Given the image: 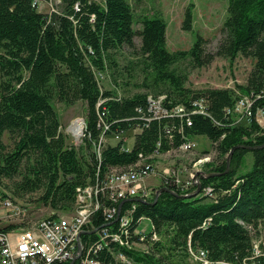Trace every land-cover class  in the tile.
I'll return each mask as SVG.
<instances>
[{
  "label": "trees",
  "instance_id": "obj_1",
  "mask_svg": "<svg viewBox=\"0 0 264 264\" xmlns=\"http://www.w3.org/2000/svg\"><path fill=\"white\" fill-rule=\"evenodd\" d=\"M58 1L61 10L46 14L38 11L34 0H0L2 199L7 197L5 189L16 197L40 193V202L54 212H72L77 188L101 183V173L133 169L140 174L154 166L155 156L180 151L188 140L206 137L222 159L216 166H208L212 168L207 174L218 176L201 179L203 188L212 186L215 199L180 197L194 190L182 192L165 178L166 184L160 188L167 187L176 195L163 192L156 203L154 197L147 203L126 201L122 205L123 209L135 206L128 223L133 242V233L141 222L151 221V232L144 241L149 254L118 249L109 242L97 258L101 264H124L115 258L117 253L131 264H182V260L174 259L175 255L181 252L189 258L191 247L207 251L213 262L252 264V231L264 223V148L250 151L245 147L264 146V128L255 121L257 111H264V0H229L223 39L215 54L205 52L201 37L188 51L169 52L167 23L159 16H143L142 30L135 31L129 0H103V4L91 0ZM192 26L189 7L182 28L189 32ZM136 36L142 40L140 54L153 87H168L166 94L117 98L111 91H102L99 77L114 64L112 52L135 48ZM240 55L255 60L247 85L238 86L245 96L239 97L230 89L191 90L185 87L186 78L173 71L185 60L203 67L216 57L234 61ZM149 96H164V107L184 106L188 112L194 102L206 100L210 117L190 115L189 119L148 121L152 117ZM244 97L253 102V117L247 125L237 124L235 118L225 114ZM55 100L67 106L79 101L86 104V135L79 148L67 145L52 105ZM100 101L104 103L99 109ZM99 121L108 124L111 133L139 130L132 150L125 149L123 140L116 145L106 144L99 160L94 152L101 134ZM6 134L12 141L10 146L3 141ZM248 153L253 154V166L239 175ZM103 224L97 218L93 226ZM17 229L21 227L9 225L0 231ZM153 235L165 237L167 242L154 241ZM253 262L264 264V257Z\"/></svg>",
  "mask_w": 264,
  "mask_h": 264
},
{
  "label": "rangeland",
  "instance_id": "obj_2",
  "mask_svg": "<svg viewBox=\"0 0 264 264\" xmlns=\"http://www.w3.org/2000/svg\"><path fill=\"white\" fill-rule=\"evenodd\" d=\"M103 4V0H91ZM135 15L134 30H142V17H162L167 23V50L171 53L177 51H188L195 44L198 37H201L205 43L203 48L207 54H215L222 39L223 26L228 16L229 0H129ZM192 7L193 26L192 30L186 32L183 30V21L186 10ZM54 10H61L58 0L46 3L41 9L44 13H51ZM135 48H122L120 51L112 52L111 64L107 70L100 74L99 83L102 91H111L117 98L132 97L136 94H147L159 96L161 92L166 94L168 87L154 88L151 76L145 71V64L140 54L142 40L140 36L135 37ZM255 60L238 56L234 61L216 57L213 62L207 66L197 67L190 60L181 61L173 67L176 75L186 78L185 87L191 90L204 89H230L234 90L237 96H245L238 89V86L245 87L248 78L254 68ZM59 116L61 133L70 147L79 148L84 140L86 129V104L79 101L74 106H67L57 100L52 103ZM78 121L82 124V132L77 139L71 132L72 126ZM247 125V121L241 122ZM261 126V125H260ZM264 128V127H263ZM139 130L133 129L121 135L120 140L124 141L125 149L131 151L136 135ZM82 135V136H81ZM6 145H11L12 141L8 134L3 138ZM196 147L192 150L182 149L176 152H170L163 155H157L152 158V169L157 170V175L147 178L144 185L151 190H159L163 186V178L167 176L165 172H175L177 177L184 183H193L196 175H208V171L222 159L216 151V146L206 137H196L193 140ZM119 140L108 136L105 146L116 145ZM253 154L248 153L239 170V175H243L251 170L253 166ZM148 165V164H142ZM141 166V165H140ZM209 168V169H207ZM122 171V170H114ZM129 171H132L129 170ZM126 172V171H124ZM11 187V183H7ZM7 197L2 199L0 190V228L9 225H18L21 229H27L34 223L49 218L53 215H69L71 212H54L50 207L40 202V193H33L24 197H16L10 191L5 189ZM6 202L10 206H6ZM151 221L145 219L140 225V230L147 233L151 232ZM17 229L14 233L21 232ZM18 231V232H17ZM254 243L260 246L264 242V223H261L258 229L252 231ZM163 243L167 240L165 237H159ZM132 251L148 253L149 249L144 243L136 244L130 247ZM134 248V250L132 249ZM178 252L174 259L182 260V264H197L194 260L183 256ZM118 255V254H117ZM120 256V255H118ZM121 257V256H120ZM128 263H131L128 260Z\"/></svg>",
  "mask_w": 264,
  "mask_h": 264
},
{
  "label": "built area",
  "instance_id": "obj_3",
  "mask_svg": "<svg viewBox=\"0 0 264 264\" xmlns=\"http://www.w3.org/2000/svg\"><path fill=\"white\" fill-rule=\"evenodd\" d=\"M33 4L39 12H42L41 9L46 3L34 0ZM164 100V96L159 98L149 96V112L152 117L148 118V121L177 117L189 119L190 115L210 117L206 100L194 102L191 112H188L184 106L168 109L163 105ZM103 103L104 101L99 102V109ZM252 107V100L244 97L238 100L234 107L227 108L225 114L235 118L237 124H241L245 120L250 122L253 117ZM255 121L261 125V128L264 127L263 110L257 111ZM188 125H191L190 120H188ZM97 126L101 134L98 143L94 146V152L101 160L106 138L113 135L120 142L122 134L111 133L110 126L103 121H99ZM85 135L86 133L84 137ZM88 137L90 138V135ZM159 146L160 144H158ZM195 147L192 140H188L181 146L182 149L189 151ZM157 173L155 169H143V172L136 177H129L121 176V174H108L106 171L104 174L101 173V190H93V183L77 188L76 202L71 214L53 215L34 223L27 229H21L19 233L0 231V264H101L97 258L98 254L105 250V244L110 241L122 242L121 231H123L124 221L129 219L135 210V206L125 209L122 207L120 210L121 205L133 199L151 201L158 190L147 188L144 182ZM165 173L167 176H164L163 180L165 178L172 180V183L182 192L194 190L185 195L193 194L197 190V186L201 185V179L208 178V175L199 176L193 183H184L175 172L167 171ZM198 195L215 199L212 186L205 188L201 186ZM5 204L7 207L10 206L8 202ZM97 218L104 222L101 227L93 226ZM147 234L149 233L137 227V233L134 234V246L144 243ZM152 239L159 240L157 235H153ZM132 249L134 250V248ZM188 255L197 264H227L211 261L208 252L204 250L196 251L189 247ZM260 257H264V242L261 246L257 243L254 244L252 264H255L253 261ZM115 258L124 264H131L123 257L118 256L117 253H115Z\"/></svg>",
  "mask_w": 264,
  "mask_h": 264
},
{
  "label": "bare ground",
  "instance_id": "obj_4",
  "mask_svg": "<svg viewBox=\"0 0 264 264\" xmlns=\"http://www.w3.org/2000/svg\"><path fill=\"white\" fill-rule=\"evenodd\" d=\"M81 129H82V124L78 121H76L74 125L72 126L71 132L77 139L80 137V134L82 132ZM180 150H182V148ZM149 167L150 169H152V166H149ZM109 174H121V176H129V177H136V175H139V173L135 171L123 172V171H114V170L111 171ZM199 176H201V174H199ZM93 190H101V183H97L96 185H93ZM144 202L147 203L146 201ZM132 214L133 212L131 213L130 218L125 219L124 221L123 231H121L122 242L121 241H110V243L114 244L115 248L131 250L130 247L134 246V242L132 241L133 235L131 234V231L128 228V223L130 222ZM135 233H137V230H135L133 234ZM109 252L113 253L114 251L109 249ZM120 256L123 257L128 262V258H126L123 255H120Z\"/></svg>",
  "mask_w": 264,
  "mask_h": 264
},
{
  "label": "water",
  "instance_id": "obj_5",
  "mask_svg": "<svg viewBox=\"0 0 264 264\" xmlns=\"http://www.w3.org/2000/svg\"><path fill=\"white\" fill-rule=\"evenodd\" d=\"M246 149L250 150V151H254V150H258V149H263L264 146H256V147H245ZM232 155H233V151L231 152V154L229 155L228 157V170L230 169V161H231V158H232ZM213 176H218V174H208V177H213ZM199 177V173L196 175V178ZM201 191V185H198L197 186V190L193 193V194H190V195H184V196H180V197H183V198H191L192 196H197ZM163 192H168V193H171L173 195H176V193L174 191H172L171 189L167 188V187H163V188H160L158 191H157V194L155 196V203L158 201V198L159 196L163 193ZM128 201H131V202H142V203H145L143 200H140V199H133V200H128ZM123 205V204H122ZM122 205L120 207V210L122 208Z\"/></svg>",
  "mask_w": 264,
  "mask_h": 264
}]
</instances>
